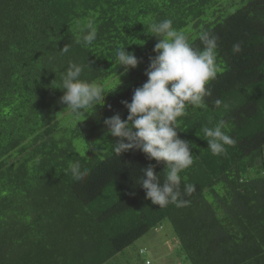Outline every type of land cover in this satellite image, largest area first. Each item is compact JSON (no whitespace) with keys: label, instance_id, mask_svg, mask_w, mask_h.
Here are the masks:
<instances>
[{"label":"trees","instance_id":"16d2710c","mask_svg":"<svg viewBox=\"0 0 264 264\" xmlns=\"http://www.w3.org/2000/svg\"><path fill=\"white\" fill-rule=\"evenodd\" d=\"M163 19L198 49L218 36L220 70L205 106L178 118L196 157L179 173L187 203L160 207L139 177L151 164L163 183L165 163L114 153L103 121L127 119L122 102L147 82L158 42L149 22ZM89 21L97 37L85 47ZM118 47L141 61L127 74ZM70 62L89 63L82 78L109 91L75 118L57 89ZM221 119L235 144L214 155L202 128ZM70 162L88 174L74 180ZM165 222L188 264H264V0H0V264H114Z\"/></svg>","mask_w":264,"mask_h":264},{"label":"clouds","instance_id":"9594fccd","mask_svg":"<svg viewBox=\"0 0 264 264\" xmlns=\"http://www.w3.org/2000/svg\"><path fill=\"white\" fill-rule=\"evenodd\" d=\"M149 27L158 42L145 72L147 82L135 89L130 103L122 102L128 111L126 120L117 113L103 123L106 135L116 138L115 143L109 144L114 153L120 155L138 150L149 160L165 163L168 171L163 183L151 164L140 170L139 177V186L146 192L145 198L153 205L164 207L169 203H187L179 200V173L192 166L196 157L190 151L193 147L191 142L179 137L178 118L186 117L189 107L205 106L204 97L211 94L207 85L220 70L217 62L219 37L205 33L202 36L204 47L198 49L189 42L184 31L173 26L171 19L150 21ZM86 28L78 41L85 47L92 45L97 37L91 21ZM126 49L118 47L116 50V62L119 68H123V74L137 68L141 62ZM233 50L241 51L239 43L233 45ZM68 51L67 45L60 52ZM85 67L90 68L89 63L70 62L57 87L64 93L60 97V103L67 106L64 111L70 112L74 118L97 109L98 105L103 106L109 92L105 93L102 87L82 78ZM216 104H222L225 110L230 107L229 103L220 100ZM227 129V121L223 119L213 127L203 126L208 149L214 155L225 152V146L235 144ZM69 170L74 180H81L88 174L79 162H70ZM185 188L188 193L194 191L191 184H186Z\"/></svg>","mask_w":264,"mask_h":264},{"label":"rangeland","instance_id":"374dc122","mask_svg":"<svg viewBox=\"0 0 264 264\" xmlns=\"http://www.w3.org/2000/svg\"><path fill=\"white\" fill-rule=\"evenodd\" d=\"M192 40V39H191ZM122 79L117 77L114 80ZM80 144V142H78ZM188 264L177 246L172 227L165 222L162 227L150 231L139 239L114 264Z\"/></svg>","mask_w":264,"mask_h":264}]
</instances>
